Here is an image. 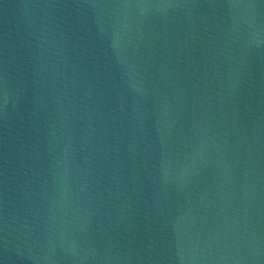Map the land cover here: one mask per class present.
I'll return each mask as SVG.
<instances>
[{"label": "water", "instance_id": "obj_1", "mask_svg": "<svg viewBox=\"0 0 264 264\" xmlns=\"http://www.w3.org/2000/svg\"><path fill=\"white\" fill-rule=\"evenodd\" d=\"M0 264H264V0H0Z\"/></svg>", "mask_w": 264, "mask_h": 264}]
</instances>
